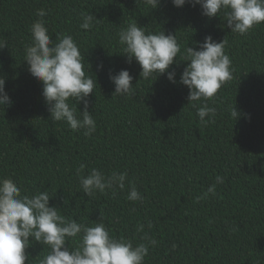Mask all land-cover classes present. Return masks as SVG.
I'll return each instance as SVG.
<instances>
[{"label": "trees", "instance_id": "16d2710c", "mask_svg": "<svg viewBox=\"0 0 264 264\" xmlns=\"http://www.w3.org/2000/svg\"><path fill=\"white\" fill-rule=\"evenodd\" d=\"M39 9L52 40L71 35L86 75L96 77L87 98L96 122L90 136L52 122L43 85L27 70L25 47ZM82 13L94 16L89 30L80 27ZM129 23L146 34L175 35L179 63L169 69L175 83L167 74L140 78V66L127 62L118 33ZM209 35L225 40L233 78L214 100L188 103L189 90L179 82L188 62L180 60ZM0 40L7 44L0 77L11 101L0 106V179L13 180L22 195L47 191L66 219L102 222L116 239L148 244L144 264H264V23L241 36L222 14L209 19L199 5L177 8L172 0L153 10L143 0H0ZM120 70L133 77L134 95L112 96L109 74ZM71 103L79 116L84 103ZM204 103L216 109L207 124L197 115ZM81 165L80 176L93 168L105 176L127 173L124 189L86 196ZM133 185L142 200L126 198ZM211 185L215 194L205 195ZM29 239L25 264H39L50 250ZM68 245L76 248L79 237Z\"/></svg>", "mask_w": 264, "mask_h": 264}, {"label": "clouds", "instance_id": "9594fccd", "mask_svg": "<svg viewBox=\"0 0 264 264\" xmlns=\"http://www.w3.org/2000/svg\"><path fill=\"white\" fill-rule=\"evenodd\" d=\"M146 6L155 9L160 0H143ZM172 4L181 8L185 4L192 7L200 6L201 14L209 19L220 17L234 34L241 36L248 33L254 26L264 23V0H172ZM45 10H37L41 19L33 22L31 42L25 47L24 62L32 77L43 85L42 96L50 113L52 122H66L73 131L83 129L85 136L96 131V122L87 110V98L95 90L97 84L94 75H86L84 57L71 35L59 34L55 41L49 35L43 17ZM80 27L89 30L93 26L94 16L81 14ZM118 42L127 62L133 60L140 66V78L145 80L167 74L170 82L175 83V71L170 66L179 63L177 56L180 45L175 35L162 31L158 34H146L145 28L137 23H129L118 33ZM198 49L187 47L180 61L188 62L180 76V83L189 90L188 103L214 100L218 90L232 80L231 60L225 54V40L216 42L206 36L202 43L197 42ZM0 40V49L6 47ZM102 68V65L99 66ZM114 85L112 96H132L133 77L128 70H120L109 74ZM5 91V79L0 77V106L10 104ZM79 102L84 103V111L77 116ZM193 106L196 105L193 103ZM216 109L207 103L197 108L201 122L207 124L205 118L214 117ZM230 115L237 119L238 112L234 107ZM79 184L86 196L92 197L98 191L115 188L124 189L127 173L113 172L105 176L100 170L93 168L86 176H80ZM217 183L223 178L217 176ZM215 194V185L207 189ZM129 201L142 200L143 197L133 185L126 197ZM50 195L47 191L34 195H22L21 189L11 179H0V264H25L28 256L25 249L32 241L39 242L50 250L39 261V264H144L148 255V244L133 245L130 240L116 239L109 234L104 223L87 226L76 219H66L58 208L50 206ZM143 230L140 225L138 231ZM79 237V245L72 249L68 241ZM155 245V240H149Z\"/></svg>", "mask_w": 264, "mask_h": 264}]
</instances>
